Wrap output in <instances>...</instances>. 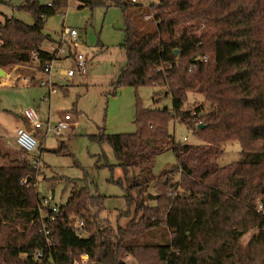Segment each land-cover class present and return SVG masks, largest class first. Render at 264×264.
I'll use <instances>...</instances> for the list:
<instances>
[{"label": "trees", "instance_id": "1", "mask_svg": "<svg viewBox=\"0 0 264 264\" xmlns=\"http://www.w3.org/2000/svg\"><path fill=\"white\" fill-rule=\"evenodd\" d=\"M76 1L83 6L102 2ZM117 2L125 12L122 47L127 64L114 86H159L172 100V107L164 108L138 104L134 133L107 134L100 128L92 136L111 145L117 160L112 169L121 168L127 178L125 213L128 217L133 211L137 217L112 228L95 212L85 213L84 201L93 198L87 188L75 189L55 214L49 207L42 210V199L28 181L36 167L24 152V158L0 166V225L15 220L34 225L24 243L16 244L14 238L0 243V264H28L43 249L48 264H75L83 254L94 264H127L128 256L138 264H152L145 259L148 250L156 253L160 264H227L251 228L257 233L248 245H264V197L261 211L250 207L253 192L264 196V1ZM68 4V0H53L52 5L24 0L21 8L34 16L32 25L14 17L0 21V68L36 62L41 71L57 59V49L43 48L47 39L54 41L44 28L46 20ZM145 10L144 19H151L152 25L141 32L131 16ZM191 93L203 98L194 109L188 106ZM171 120L194 128L203 143L177 141L169 130ZM232 141L240 143L243 158L216 166L214 160ZM167 149L174 151L177 165L165 176L181 173L191 180L184 193L174 197L169 190L182 182L167 186L151 173L155 159ZM151 183L159 193L154 204L145 197ZM158 187L167 189L162 192ZM96 197L104 210L105 197ZM236 203L244 205L231 206ZM230 211L238 212L239 219ZM77 220L84 225L76 226ZM161 229L159 242L148 239Z\"/></svg>", "mask_w": 264, "mask_h": 264}, {"label": "rangeland", "instance_id": "2", "mask_svg": "<svg viewBox=\"0 0 264 264\" xmlns=\"http://www.w3.org/2000/svg\"><path fill=\"white\" fill-rule=\"evenodd\" d=\"M51 1L40 0L43 4ZM101 1L95 6H83L76 0H69L67 7L59 9L45 23L44 33L54 40L47 39L43 43V48L49 51L61 47L64 28L77 30V47L72 45L71 50L87 56L88 64L84 73L77 72L71 79L65 77L62 71L73 68L75 63L72 57H65L64 53L59 52L51 71L58 86L46 98L48 87H41L36 81L25 85L22 81L24 77L36 80L41 76L36 62L4 68L6 76H0V166L27 156L16 145V133L19 127L32 130L24 122L22 113L25 109H35L43 127L36 134L40 141L38 151L27 156L31 162L36 156L40 158L39 166L30 175L33 193L41 199L49 198L52 204L60 207L68 202L75 189L87 188L90 191L88 195L93 198L84 201V212H95L100 221L117 228L118 225L125 226L135 216L133 211L128 217L125 213L129 209L126 197L127 178L121 168L112 169L111 165L117 163V160L111 145L99 142L92 136L99 134L100 128L107 134L134 133L137 130L135 117L138 104L149 109L164 108L172 107V100L170 96L163 95L164 88L159 86H114L127 64L126 51L122 47L126 39L125 12L117 0ZM23 2L24 0L0 2V21L3 22L6 17H14L32 25L34 16L21 8ZM144 8L147 10V7ZM146 10L135 12L131 16L134 28L141 32L147 31L152 25L151 19H144ZM126 13L130 16L131 10ZM62 47L69 51L68 42H64ZM158 99L159 102L156 103L155 100ZM202 99L201 95L191 93L188 106L194 109L203 102ZM67 113L72 116L70 127L62 135H57L53 128ZM169 130L177 141L191 145L203 143L194 128L177 120L169 122ZM184 137L187 139L184 140ZM242 158L240 143L232 141L224 146V153L214 163L216 166H226ZM176 165L174 151L167 149L157 156L151 168L152 175L161 182L165 180L167 186L175 181L182 182L181 186L169 190L168 195L172 197L184 193L187 182H191L190 179H183L181 173L165 176L164 172ZM165 189L158 187L162 192ZM156 191L155 185L149 184L145 197L150 204H154L157 199H150L149 194H159ZM96 195L105 197L104 210L98 207ZM262 197V194L253 192L250 207L261 211ZM243 205L236 203L231 206L242 208ZM230 214L236 219L240 217L238 212L230 211ZM33 225L25 220L1 223L0 243L9 238H14L16 244L24 243L31 235ZM163 232L162 229L155 230L154 238L148 239L159 242ZM256 233L257 229L251 228L239 239L238 248L227 264H264V245H248ZM220 241L221 239L217 240ZM144 254L147 262L160 264L155 260L154 251L148 250ZM126 260L127 264H138L134 257L128 256ZM87 264L94 263L88 261Z\"/></svg>", "mask_w": 264, "mask_h": 264}, {"label": "built area", "instance_id": "3", "mask_svg": "<svg viewBox=\"0 0 264 264\" xmlns=\"http://www.w3.org/2000/svg\"><path fill=\"white\" fill-rule=\"evenodd\" d=\"M39 1L40 0H36ZM69 1V0H68ZM53 0L51 2L45 3L47 5H52ZM63 37L62 41H60V48L56 50V56L58 59L59 52H62L65 54V57H72L74 59L75 66L73 68H70L66 71H62V74L67 77L68 79H71L76 75L77 72H85L88 64V58L85 54L78 53L77 50L72 51L71 46L73 45L75 48L77 47V30L66 27L63 29ZM64 42H68L69 51L65 50L62 45ZM34 58L37 59V53H34ZM55 59V60H57ZM49 62L43 70H39L41 76L38 77L36 80L34 78L24 77L22 81L25 85H30L33 81H36V83L41 87H48V93L45 95L47 98V95L49 96L51 92H54L56 90V86H58L56 80H54V75L51 73L53 62ZM1 83V82H0ZM22 117L25 123L30 125L31 131H28L26 127H19L17 129L16 133V144L17 146L26 152L29 153H36L40 146V141L37 138L36 134L39 133V130L43 127V123L39 119L38 112L33 109H25L22 113ZM71 114L67 113L63 120L57 122L53 128V131L57 135H62L63 132L70 127V122L72 121ZM187 138L184 137V140ZM33 165L35 167L39 166L40 164V158L39 156H36L33 158L32 161ZM46 207L51 208L52 212L57 213L59 212V207L57 205L52 204L51 200L49 198H44L41 200V208L42 210L46 209ZM47 216H49V212L47 211ZM52 218H54L53 215H51ZM84 223L82 220L76 221V226L80 227L83 226ZM45 235H49V230L45 231ZM48 244H50V239H47ZM89 261V256L87 254L81 255V258L79 261H77L75 264H87ZM28 264H48L45 259V249L38 250L35 252L30 262Z\"/></svg>", "mask_w": 264, "mask_h": 264}, {"label": "water", "instance_id": "4", "mask_svg": "<svg viewBox=\"0 0 264 264\" xmlns=\"http://www.w3.org/2000/svg\"><path fill=\"white\" fill-rule=\"evenodd\" d=\"M176 53H178V50L175 51ZM0 76H6V72L3 68H0ZM199 127H203V125H199ZM30 180V178L28 179V181ZM54 195V192H53ZM149 198L150 199H158L159 195L158 194H149Z\"/></svg>", "mask_w": 264, "mask_h": 264}, {"label": "crops", "instance_id": "5", "mask_svg": "<svg viewBox=\"0 0 264 264\" xmlns=\"http://www.w3.org/2000/svg\"><path fill=\"white\" fill-rule=\"evenodd\" d=\"M17 145V144H16ZM18 147V146H17Z\"/></svg>", "mask_w": 264, "mask_h": 264}]
</instances>
